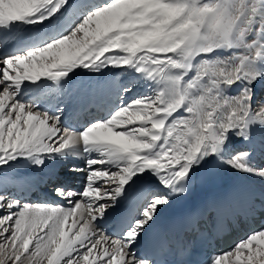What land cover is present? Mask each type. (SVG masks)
<instances>
[{"label":"snow or ice","instance_id":"obj_1","mask_svg":"<svg viewBox=\"0 0 264 264\" xmlns=\"http://www.w3.org/2000/svg\"><path fill=\"white\" fill-rule=\"evenodd\" d=\"M258 83L264 0H0V176L84 162L69 169L82 186L56 184L44 202L0 183V264H158L138 245L202 170L205 182L213 167L264 178L234 139L250 145L264 127ZM245 200L213 205L217 224ZM169 244L165 233L156 248ZM207 264H264V228Z\"/></svg>","mask_w":264,"mask_h":264},{"label":"bare ground","instance_id":"obj_2","mask_svg":"<svg viewBox=\"0 0 264 264\" xmlns=\"http://www.w3.org/2000/svg\"><path fill=\"white\" fill-rule=\"evenodd\" d=\"M81 2L87 3L88 0H81ZM49 91L53 93V102H55V100L59 98L60 94L57 93L55 89H51ZM258 93H260L261 95L264 94V87H262L259 83L256 84L255 86V98L256 96L259 95ZM234 139L237 141L236 143L237 149H247L249 147L253 149L252 163L257 169H262L264 166V143L261 142L258 145H254L253 143H251L249 145L247 143L240 142L239 138H234ZM260 139L261 141H263L262 139H264V131L260 134ZM256 147H258V149ZM83 163H84L83 159L74 158V157H68L65 159L57 158L55 161L52 160L46 161V165H50L54 167L52 170L53 172H57V174L59 175L66 174V176H62L65 178L63 179V181L71 179L72 184H68V183L64 184L62 180L51 181L49 180V178L45 179L44 181V178H41V181L45 183L42 189L44 190L46 189V191L49 192L56 184H64L67 187L73 189L80 188L83 183L82 176L79 173L70 172L69 169L72 167H82ZM35 168L36 166H32V165L19 166L16 169L8 171L6 177L0 176V183H3L4 186L10 190L17 191V193H21L18 192V183H13V179H14L12 178L13 173H23V174L32 173V176L34 177ZM205 171L208 170H202L201 173H199L197 177L194 178L192 187L187 195L173 199L170 205L165 207L159 213L156 223L153 226H156L163 222H167L168 224L178 222L181 219L182 212L194 202L197 203L199 210H203L205 208H208L214 200L218 199L221 196L227 198L229 197L230 193H234L238 189L242 188L244 185L253 189L257 188V185L260 188L261 186L264 187V178L255 175L234 172L230 169L222 168V167H213L212 169H210V171L214 173V178L212 179L211 182H205L202 179L203 175L205 174ZM22 183L23 182H20V184ZM74 183H78V184H74ZM248 183L250 184L248 185ZM262 192L264 194V190H262ZM28 199H30L33 202H44L46 200H51V194L48 193V196H45L44 192L42 193L34 192L30 195V197H28ZM130 202L135 203L137 205V201L135 200L129 201L128 203ZM118 219L119 216L115 220H113V222L111 221V219H109L108 223L105 225L106 227L109 228V231H114L113 225L115 226V222ZM239 232L243 235L241 236L242 238L237 240V242L244 239L248 234H250L246 232L245 227H242ZM139 254L141 253L139 252Z\"/></svg>","mask_w":264,"mask_h":264},{"label":"rangeland","instance_id":"obj_3","mask_svg":"<svg viewBox=\"0 0 264 264\" xmlns=\"http://www.w3.org/2000/svg\"><path fill=\"white\" fill-rule=\"evenodd\" d=\"M259 95L258 96H256V98L254 99V103H256V102H264V94H260V93H258ZM260 165V164H259ZM262 169H264V166H263V168ZM70 184H72V182L70 183ZM74 184H78V183H74ZM79 189V188H78ZM256 190H259L260 192H262V190H264V187H262L261 186V188L259 187V186H257V188H255ZM51 192H52V190L49 192L50 194H51ZM263 193V192H262ZM243 240V239H242Z\"/></svg>","mask_w":264,"mask_h":264}]
</instances>
